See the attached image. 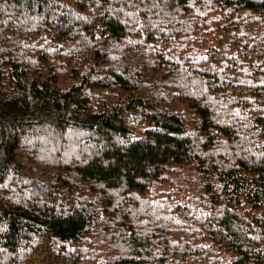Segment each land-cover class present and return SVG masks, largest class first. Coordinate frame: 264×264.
I'll list each match as a JSON object with an SVG mask.
<instances>
[{
  "label": "trees",
  "instance_id": "trees-1",
  "mask_svg": "<svg viewBox=\"0 0 264 264\" xmlns=\"http://www.w3.org/2000/svg\"><path fill=\"white\" fill-rule=\"evenodd\" d=\"M0 264H264V0H0Z\"/></svg>",
  "mask_w": 264,
  "mask_h": 264
}]
</instances>
